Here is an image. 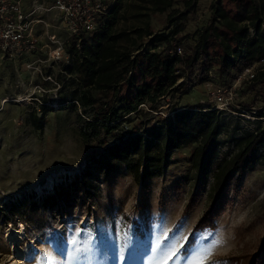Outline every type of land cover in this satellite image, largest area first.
Masks as SVG:
<instances>
[{"label": "rangeland", "instance_id": "rangeland-1", "mask_svg": "<svg viewBox=\"0 0 264 264\" xmlns=\"http://www.w3.org/2000/svg\"><path fill=\"white\" fill-rule=\"evenodd\" d=\"M211 1H196L184 32L193 33L205 25ZM174 7L182 9L181 0H176ZM166 14L150 12L154 30H166ZM44 18L38 31L39 50L21 58L0 54V264H67L74 256L75 264H149L158 250L173 244L180 249L209 201L207 183L197 205L182 214L194 187L189 147L176 150L173 163L162 174L150 177L144 188L121 164L108 171L94 170L81 182L86 149L75 113L65 108L49 110L42 129L29 121V112L38 110L42 99L50 98L46 104L58 106L54 75L67 57L68 31L54 14ZM51 32L64 49L59 59L49 53L52 45L47 34ZM259 63L264 65V59ZM257 64H253L254 70ZM214 83L209 77L191 85L187 93L166 95L158 108L166 114L168 104H211L209 91ZM248 83L241 74L235 102L261 106L264 88L256 85L250 90ZM226 111L231 126H254L252 116ZM227 145L224 143L221 154ZM75 178L79 182L73 188L70 182ZM66 185L72 187L68 199L45 203V196ZM228 197L216 227L198 231L195 243L187 250L184 247L173 264H185L191 253L205 247L210 248L205 264H223L219 257L256 247L264 228V158L243 173ZM21 224L24 235L15 232ZM10 228L13 232L9 235ZM121 254L127 259L119 260Z\"/></svg>", "mask_w": 264, "mask_h": 264}, {"label": "trees", "instance_id": "trees-1", "mask_svg": "<svg viewBox=\"0 0 264 264\" xmlns=\"http://www.w3.org/2000/svg\"><path fill=\"white\" fill-rule=\"evenodd\" d=\"M105 1L107 8L94 30L69 34L67 57L54 75L58 106L42 99L38 110L29 112V121L42 129L49 110L75 113L86 149L81 182L94 170L121 164L144 188L150 177L173 163L176 150L189 147L194 187L182 214L197 205L207 183L209 201L183 243L187 250L198 231L216 227L230 188L264 158V90L259 107L230 104L229 113L252 116L255 123L249 128L231 126L227 111L214 102L168 104L166 114L159 102L166 95L187 93L209 77L229 84L257 62L247 86L264 88V65L259 63L264 59V0H212L205 25L193 33L184 30L197 0H181L182 9L174 7L176 0ZM150 12L167 13L166 30H154ZM129 19L132 23L127 24ZM224 143L227 149L221 154ZM78 182L75 178L70 185L74 188ZM57 188L45 196L47 205L71 196L69 185ZM219 260L264 264V228L254 249Z\"/></svg>", "mask_w": 264, "mask_h": 264}, {"label": "built area", "instance_id": "built-area-1", "mask_svg": "<svg viewBox=\"0 0 264 264\" xmlns=\"http://www.w3.org/2000/svg\"><path fill=\"white\" fill-rule=\"evenodd\" d=\"M106 8L105 0H0V54L21 58L39 50L42 43L38 31L44 17L50 13L69 34H77L94 30ZM47 38L52 45L49 51L51 57L59 59L64 49L56 33H48ZM177 50L181 52L180 47ZM254 73L252 64L238 73L231 83H214L209 94L215 106L230 110V104L236 99L241 74L251 79Z\"/></svg>", "mask_w": 264, "mask_h": 264}, {"label": "snow or ice", "instance_id": "snow-or-ice-1", "mask_svg": "<svg viewBox=\"0 0 264 264\" xmlns=\"http://www.w3.org/2000/svg\"><path fill=\"white\" fill-rule=\"evenodd\" d=\"M187 240V238H185ZM185 245H181L180 249H176L175 245H169L167 248L158 250V254L154 257L149 264H173L177 256L184 249ZM210 255V248L205 247L197 250L196 252L191 253L186 259L185 264H205L207 257ZM76 257L74 256L71 261H68L67 264H75ZM118 259L121 261L126 260L127 258L124 255H119Z\"/></svg>", "mask_w": 264, "mask_h": 264}, {"label": "bare ground", "instance_id": "bare-ground-1", "mask_svg": "<svg viewBox=\"0 0 264 264\" xmlns=\"http://www.w3.org/2000/svg\"><path fill=\"white\" fill-rule=\"evenodd\" d=\"M20 227H21V229H19V231H15V232L24 235V227H23V225L21 224ZM8 231H9V235H10V233L13 232V229L10 228V229H8ZM12 243H13V242H12ZM12 246L15 247L16 245H13V244H12Z\"/></svg>", "mask_w": 264, "mask_h": 264}]
</instances>
